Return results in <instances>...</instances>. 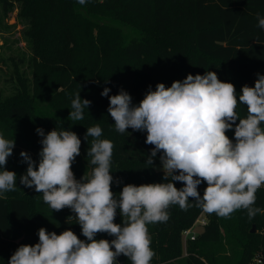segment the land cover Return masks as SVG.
I'll list each match as a JSON object with an SVG mask.
<instances>
[{"label": "trees", "instance_id": "1", "mask_svg": "<svg viewBox=\"0 0 264 264\" xmlns=\"http://www.w3.org/2000/svg\"><path fill=\"white\" fill-rule=\"evenodd\" d=\"M0 5L17 9L31 54L29 78L15 69L14 92L0 97V133L15 140L6 169L17 174L16 190L0 198V264H8L19 246L38 243L41 227L57 234L71 229L86 240L72 218L75 213L52 210L42 193L20 183L27 170L21 151L39 161L42 137L37 128L45 135L53 129L78 135L81 149L72 171L80 180L95 167L87 156L93 139L85 140L87 128L99 125L100 138L114 145L111 189L118 196L126 184L168 181L161 170L162 153L152 166L146 164L154 147L145 143L146 131L115 130L107 112L109 99L101 95L105 87L109 96L123 89L138 106L158 83L170 87L188 74L213 71L234 84L238 99L244 85L254 87L257 74L264 75V29L257 19L258 13L264 17V0H87L84 5L78 0H0ZM77 93L92 103L83 120L72 121L68 117ZM236 111L246 118V105ZM233 129L226 135L234 140ZM206 186H198L201 196ZM189 203L187 211L170 206L166 222L147 226L155 253L150 264H255L256 255L264 264V213L250 219L246 209L229 217L205 212V224L184 245L182 232L204 212ZM254 207L264 209V186L257 190ZM114 222L122 223L119 210ZM114 238L107 233L95 237ZM117 260L131 264L123 254Z\"/></svg>", "mask_w": 264, "mask_h": 264}, {"label": "clouds", "instance_id": "2", "mask_svg": "<svg viewBox=\"0 0 264 264\" xmlns=\"http://www.w3.org/2000/svg\"><path fill=\"white\" fill-rule=\"evenodd\" d=\"M87 0H78L84 5ZM258 27L264 29V17L257 14ZM254 87L244 85L237 99L233 83L223 82L216 72L188 74L170 87L158 83L149 89L139 105L123 89L116 95L105 87L108 114L115 130L125 133L146 131L145 143L153 145L146 164L152 166L157 153L167 183L126 184L118 194L111 189L113 142L101 139L99 125L87 128L85 140L92 137L90 163L95 167L80 180L72 165L80 155L81 139L74 131H57L42 137L38 164L26 151L20 156L27 164L20 183L43 194L52 210L69 208L81 227V240L67 229L57 234L44 227L38 230L39 242L19 246L8 264H118L123 254L131 264H150L154 251L148 225L166 222L168 209L178 205L183 211L194 201L204 212L229 217L246 209L251 219L264 209L254 207L257 190L264 186V75L257 74ZM80 93V92H79ZM77 93L71 102L69 119H84L91 101ZM247 106L246 118L236 111ZM239 121V123H236ZM234 127V140L226 133ZM15 140L0 133V198L16 190L17 174L6 169ZM170 177V179H169ZM174 182H181L177 188ZM206 182L201 196L198 186ZM191 198V199H190ZM117 210L122 223H115ZM98 233L115 237L95 239ZM113 248L115 249L113 251Z\"/></svg>", "mask_w": 264, "mask_h": 264}, {"label": "rangeland", "instance_id": "3", "mask_svg": "<svg viewBox=\"0 0 264 264\" xmlns=\"http://www.w3.org/2000/svg\"><path fill=\"white\" fill-rule=\"evenodd\" d=\"M14 7V6H13ZM23 25L17 18V9H3L0 5V97L3 98L14 92L15 72L17 69L20 74L29 78L30 71L28 60L30 57L29 47L23 37ZM234 135V129H233ZM262 187V186H261ZM206 221V213L203 212L199 217ZM199 224L194 225V232L200 231Z\"/></svg>", "mask_w": 264, "mask_h": 264}, {"label": "built area", "instance_id": "4", "mask_svg": "<svg viewBox=\"0 0 264 264\" xmlns=\"http://www.w3.org/2000/svg\"><path fill=\"white\" fill-rule=\"evenodd\" d=\"M205 220L203 219H197L195 221V223L188 229L184 230L182 232V241H183V244L185 245L187 241H193L195 239V236H196V233L194 232L193 228H194V225L197 223L199 224V226H203L205 224ZM254 262L255 264H261V258L259 255H256L254 257Z\"/></svg>", "mask_w": 264, "mask_h": 264}, {"label": "water", "instance_id": "5", "mask_svg": "<svg viewBox=\"0 0 264 264\" xmlns=\"http://www.w3.org/2000/svg\"><path fill=\"white\" fill-rule=\"evenodd\" d=\"M254 231V227H252V229H251V232H253Z\"/></svg>", "mask_w": 264, "mask_h": 264}]
</instances>
